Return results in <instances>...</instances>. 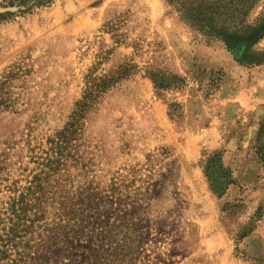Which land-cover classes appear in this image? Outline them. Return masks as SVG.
Instances as JSON below:
<instances>
[{
  "label": "rangeland",
  "instance_id": "1",
  "mask_svg": "<svg viewBox=\"0 0 264 264\" xmlns=\"http://www.w3.org/2000/svg\"><path fill=\"white\" fill-rule=\"evenodd\" d=\"M263 13L259 0L250 21ZM128 64L137 69L87 117L63 177L50 180L40 220L90 209L100 227L82 244L128 223L134 264H264V64L208 46L164 0H57L0 24V161L11 178L0 209L35 168L29 147L70 121L90 70ZM148 73L173 87L156 89ZM209 160L234 184L211 181Z\"/></svg>",
  "mask_w": 264,
  "mask_h": 264
},
{
  "label": "trees",
  "instance_id": "2",
  "mask_svg": "<svg viewBox=\"0 0 264 264\" xmlns=\"http://www.w3.org/2000/svg\"><path fill=\"white\" fill-rule=\"evenodd\" d=\"M57 0H1L0 24L49 8ZM179 20L199 35L208 46L223 45L237 61L249 67L264 64V54L256 46L264 40V13L256 21L250 14L259 0H164ZM126 65L113 75H98L97 68L86 77V90L76 103L66 126L30 151L35 168L31 175L15 180L20 190L3 202L0 209V264H134L139 249V234L128 223L117 220L97 234V244H82L88 228L99 229L90 220V209H74L47 224L40 219V208L50 180L63 177L59 171L68 166L69 158L80 140L87 117L97 110L101 100L125 77L136 70ZM156 89L167 90L174 83L148 73ZM3 103H0V107ZM264 140V133L258 141ZM260 155V154H259ZM263 161V155L260 156ZM7 162L0 161V184L9 182L2 176ZM216 184H234L231 171H223L219 160H209L205 169ZM25 171H23L24 173ZM9 178V177H6ZM262 206L259 211H262ZM77 214H80L76 217ZM28 238L29 235H34Z\"/></svg>",
  "mask_w": 264,
  "mask_h": 264
}]
</instances>
